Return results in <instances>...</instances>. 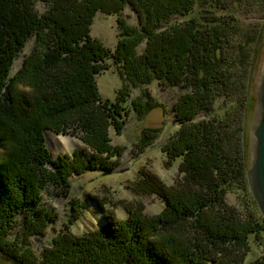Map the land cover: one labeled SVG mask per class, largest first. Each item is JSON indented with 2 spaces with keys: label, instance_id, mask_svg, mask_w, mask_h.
<instances>
[{
  "label": "trees",
  "instance_id": "obj_1",
  "mask_svg": "<svg viewBox=\"0 0 264 264\" xmlns=\"http://www.w3.org/2000/svg\"><path fill=\"white\" fill-rule=\"evenodd\" d=\"M206 1L213 0H0V253L5 260L245 264L250 237L264 226L255 209L242 212L226 200L233 186L248 183L250 159L242 122L235 129L234 116L222 118L214 107L220 96L236 94L245 83L248 73L239 67L256 64L248 53L251 43L236 48L232 42L231 18L206 9L194 14ZM38 2L46 4L43 12ZM126 8L136 14V25L123 17ZM99 12L118 16L115 50L92 36ZM28 43L33 50L13 73ZM108 60L124 81L115 101L102 98L97 82ZM155 81L185 91L174 105L181 128L163 148L170 164L181 160L180 180L166 186L144 172L136 185L163 200L162 212L148 216L139 207L124 221L109 214L98 230L78 236L67 228L36 250L35 240L47 236L55 221L43 203L44 192L69 189L74 175L117 169L124 148L112 144L110 130L121 135L131 108L144 117L159 107L149 93L130 101L132 88ZM21 85L30 89L29 96L20 92ZM249 104L244 99L242 108ZM49 131L77 137L86 147L54 159ZM158 137L157 129L144 132L141 153ZM251 264H264V254Z\"/></svg>",
  "mask_w": 264,
  "mask_h": 264
},
{
  "label": "rangeland",
  "instance_id": "obj_2",
  "mask_svg": "<svg viewBox=\"0 0 264 264\" xmlns=\"http://www.w3.org/2000/svg\"><path fill=\"white\" fill-rule=\"evenodd\" d=\"M37 9L43 12L47 6L38 2ZM206 9L222 17L232 19L233 31L232 42L241 47L248 45V53L251 51V60L255 61V69L251 62V67L240 66L239 69L248 73L245 83L237 86L236 94L227 95V92L220 96L215 103L214 113L224 118L227 115L234 116L233 123L236 129L242 122L245 149L250 159L252 123L254 118V100L256 93L255 76L264 71V0H213L206 1V4L199 8L196 6L194 14ZM123 17L131 25L137 24V16L130 9L126 8ZM118 16H108L98 13L92 26V36L99 39L111 50H115L119 39ZM241 44V46L239 45ZM145 47H140V52ZM242 48H244L242 46ZM33 44L28 43L20 57L16 60L13 73H16L23 64L24 58L31 54ZM241 51V50H240ZM234 60L240 58L237 51H232ZM253 57L255 59H253ZM239 61V59H238ZM236 62V61H235ZM106 70L98 77L99 92L103 99L116 100L118 91L123 87L124 81L120 76L118 68L112 60L106 62ZM242 85L245 90H242ZM21 92L26 90L27 96L30 89L21 85L18 88ZM180 87H165L164 83L155 81L148 86L132 88L130 101L149 93L159 107L150 111L144 117L138 116L132 110L130 101L126 103L131 108V113L126 117L123 132L117 134L112 128L110 137L114 146L124 148L123 157L120 159V166L113 172L93 171L82 175H74L69 179V189L60 187H49L44 192V204L54 213L55 221L51 222L47 229V236L40 240H35L36 250L49 246L53 239L63 230L70 229L75 235L82 236L101 228L106 215L113 214L118 220L124 221L129 216V210L143 208V213L148 216H155L162 212L165 207L163 200L157 195H146L136 189L141 174L151 173L159 178L166 186H174L180 180L179 164L180 159L170 164L168 157L163 151L168 140L174 136L181 128L176 120L174 105L185 94ZM239 92V94H237ZM235 93V92H234ZM245 97V98H243ZM147 98V97H145ZM250 99V104L242 105ZM205 115L202 116V118ZM239 120V121H238ZM157 129L159 137L146 150L141 153L139 141L143 133ZM48 147L54 159L60 156L72 155L81 147H86L77 137L72 135H57L49 131L46 134ZM241 141V142H242ZM4 148L0 149V152ZM3 153V152H2ZM250 167V163L248 168ZM227 202L239 208L242 212L256 210L257 217L264 226V215L260 211L248 183L233 186L226 195ZM83 205V207H82ZM99 205V207H98ZM78 207L77 211L75 207ZM101 208L103 211H101ZM80 215V216H79ZM79 218V219H76ZM251 252L246 258L245 264H251L264 254V230L259 236L250 237ZM0 264H13L4 259L0 253Z\"/></svg>",
  "mask_w": 264,
  "mask_h": 264
},
{
  "label": "water",
  "instance_id": "obj_3",
  "mask_svg": "<svg viewBox=\"0 0 264 264\" xmlns=\"http://www.w3.org/2000/svg\"><path fill=\"white\" fill-rule=\"evenodd\" d=\"M252 125L251 164L247 178L251 192L264 215V71L257 79Z\"/></svg>",
  "mask_w": 264,
  "mask_h": 264
},
{
  "label": "bare ground",
  "instance_id": "obj_4",
  "mask_svg": "<svg viewBox=\"0 0 264 264\" xmlns=\"http://www.w3.org/2000/svg\"><path fill=\"white\" fill-rule=\"evenodd\" d=\"M254 113H255V109H254ZM253 120H254V118H253ZM252 125H253V123H252ZM251 132H252V129H251ZM251 141H252V137H251ZM250 164H251V151H250Z\"/></svg>",
  "mask_w": 264,
  "mask_h": 264
},
{
  "label": "flooded vegetation",
  "instance_id": "obj_5",
  "mask_svg": "<svg viewBox=\"0 0 264 264\" xmlns=\"http://www.w3.org/2000/svg\"><path fill=\"white\" fill-rule=\"evenodd\" d=\"M256 86H257V83H256ZM254 103H255V100H254Z\"/></svg>",
  "mask_w": 264,
  "mask_h": 264
}]
</instances>
